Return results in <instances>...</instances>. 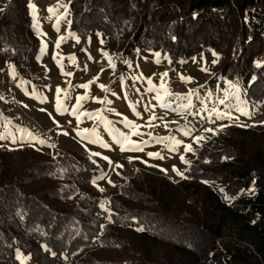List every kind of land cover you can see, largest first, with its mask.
<instances>
[{
  "label": "trees",
  "instance_id": "trees-1",
  "mask_svg": "<svg viewBox=\"0 0 264 264\" xmlns=\"http://www.w3.org/2000/svg\"><path fill=\"white\" fill-rule=\"evenodd\" d=\"M29 5L7 0L0 13V70L37 63ZM70 11L78 49L95 32L113 55L163 51L176 63L209 48L216 73L264 102V0H72ZM226 135L181 183L136 171L115 184L113 222L87 156L0 149V264H21L17 249L35 264H264V131Z\"/></svg>",
  "mask_w": 264,
  "mask_h": 264
},
{
  "label": "rangeland",
  "instance_id": "rangeland-1",
  "mask_svg": "<svg viewBox=\"0 0 264 264\" xmlns=\"http://www.w3.org/2000/svg\"><path fill=\"white\" fill-rule=\"evenodd\" d=\"M72 0H30V4L35 5V15L39 17V31L34 27L33 10L32 26L37 32L40 43V50L37 56L35 66L25 65L23 68L17 66L14 62H8L4 69L0 70V113L3 117L10 119L13 125H18L29 130L36 137L46 141L40 144L38 140L28 141L27 139L13 144L11 140H0V149H16L26 146H34L50 155L64 154L65 152L81 153L87 156L97 167L98 176L104 175V179L95 180V184L101 191L104 209L107 212L112 211L110 206V197L112 195L113 185L126 184L130 177L136 171H142L149 175L164 176L174 182L181 183L184 178L176 175L172 170L173 166L179 169L183 174L188 169L190 163L195 159L197 152L204 145H211L220 138L226 137V130L230 125H240L248 129L264 131V102L254 103L246 96V89L243 83L238 80L232 82L226 80L221 74L216 73L215 64L218 61V54L215 50L204 49L187 61H178L173 63L168 54L163 51H143L135 50L130 54L113 55L104 47L102 35L95 32L87 39L86 43L77 48L80 39L71 30V11L70 3ZM7 0H0V13ZM63 4L57 12L58 17H62L59 22V31H56L54 25L57 17L49 19V7H57ZM64 36L67 39L60 43V47L55 48L59 37ZM77 39L79 42H77ZM47 44V50L42 52V46ZM56 53L59 56L54 59ZM108 53L115 64V68L110 67L108 59L102 54ZM159 53V63L156 62ZM213 53L216 55L214 56ZM76 57V63L73 64L67 57ZM62 59L63 69L57 65V60ZM128 61L129 63H124ZM215 61V63H214ZM258 62H264V54L258 58ZM12 65L16 70V78L10 75L9 66ZM87 66V71L84 66ZM130 65V66H129ZM207 69L204 71L203 69ZM168 73L164 78L170 91L174 94L187 95L192 90H196L192 96V106L183 108L181 105L187 104L186 100L167 97L163 103H171V107H161V102L156 100V91L149 92L150 87L147 80H152V85L159 88L162 83L161 74ZM64 73H72L71 76ZM99 76V80L92 84L89 89L77 87L92 81ZM190 77V82H182L180 77ZM137 77V79H133ZM21 80L28 81L22 87H18ZM229 82L236 85L239 89L240 100L243 101L240 107L244 108L248 115H245L235 108L231 109L233 120H215L213 123L208 119L209 113L205 109L213 107L224 110V106L218 103L223 97L222 90L235 91L229 88ZM106 85L109 91H103L99 85ZM67 90L69 96L61 98L64 100L68 112L60 114L55 110L56 89ZM27 89V93L24 91ZM36 93L47 97V101L41 103L39 99L33 98L31 93ZM211 93V96H209ZM87 95L88 100L81 102L79 109L83 112L101 111L115 128L122 132H129L123 123L127 118L134 123L141 125L139 129L144 135L133 136L132 139L137 142L149 141L143 145L144 150L140 151H121L116 145L112 136L106 130L105 125L96 119H89L87 116H81L78 123L75 116L71 114L73 107L77 104V97ZM197 96L199 99H197ZM92 97L99 100L111 101L109 104L98 103ZM229 102L236 104L234 97L229 98ZM27 106V107H25ZM148 108L146 111L145 108ZM44 109L45 111H42ZM113 109V111H107ZM139 112L137 116L135 113ZM155 115L156 120L152 122L153 126H144L151 116ZM55 121V122H54ZM167 125V126H165ZM221 125H226L221 129ZM95 128L104 143L109 144L108 148L101 144L90 143L81 138L77 133L83 129ZM218 129L215 135L206 132L205 129ZM181 129H191V135L186 136ZM3 129L0 128V131ZM15 132V128H13ZM67 133L64 135L63 133ZM151 133V136L148 134ZM203 136L204 140L199 143L194 142V137ZM19 136V133H17ZM173 136L182 143L175 152L169 151L164 147V143H157L153 137ZM192 144L193 151L185 152L184 145ZM161 152L164 159H152L147 153ZM100 153L99 156L91 155ZM184 155L189 164L180 160ZM103 157H108L112 164ZM131 159V162L129 158ZM146 162V163H145ZM123 165L117 168L116 165ZM166 169L167 172L161 171ZM109 180L111 183H109ZM23 257H29L20 250ZM25 264H35L31 259H26Z\"/></svg>",
  "mask_w": 264,
  "mask_h": 264
},
{
  "label": "snow or ice",
  "instance_id": "snow-or-ice-1",
  "mask_svg": "<svg viewBox=\"0 0 264 264\" xmlns=\"http://www.w3.org/2000/svg\"><path fill=\"white\" fill-rule=\"evenodd\" d=\"M29 7L33 10V19L35 21L34 23V27L39 31L40 29V24H39V17L35 15L36 12V8L35 5L30 4ZM60 7H65L63 4H58L57 7H49L48 8V12H49V19H52L53 17H57L56 19V24L54 25L56 31H59V22L60 19H62V17H58L57 16V12L58 9ZM67 38L64 36L59 37L57 43L55 44V48H59L60 47V43L64 42ZM77 42H79V40L77 39ZM42 52H45L47 50V44H44L42 46ZM109 61L110 67L115 68V64L112 62V58L108 55V53H102ZM157 56V60L156 62L159 63V53L155 54ZM213 55L215 56L216 54L213 53ZM59 56V53H56V56H54L53 58L56 59V57ZM62 59L57 60V65L58 67L61 68V70L63 69V63H62ZM67 59H69L73 64L76 63V57L73 56H69L67 57ZM124 63H129L128 61H124ZM215 63V61H214ZM130 66V65H129ZM261 64L260 62H257V67H260ZM10 75L12 76L13 79L16 78V70L15 67L10 65ZM84 70L87 71V66H84ZM204 71H207V69H203ZM65 75L71 76L72 73H64ZM168 73H163L161 74V80L162 83L159 85V88L157 89L156 86L152 85V80L149 78L147 80L148 84L150 85V87L147 89V91L152 92V91H156L157 95L155 97L156 100L161 102V107L164 108H169L171 107V103H163V101L165 100V98L167 97H175L176 99H180V100H186L187 104H183L181 105V107L183 108H188L192 106V96L195 94L196 90H192L191 92H189L187 95H179V94H174L170 91V89L168 88L167 84L164 83V78L167 77ZM133 79H137V77H133ZM180 79L182 80V82H190L191 78L190 77H183L181 76ZM99 80V76L95 77L92 81H89L86 84L83 85H78L77 87H81L84 89H89L90 86L94 83H96V81ZM29 83L28 81H23L21 80L20 84H18V87H22L23 85ZM100 89L103 91H109V89L107 88L106 85L100 84L99 85ZM229 88L230 89H235V91H229V90H222L224 92V95L222 98H220L218 100V103L220 105L224 106V110H221L219 108L213 107L212 109H205L206 111H208L209 116L208 119L210 121H212L213 123L215 122L214 120H212V117H215V120H233L234 117L232 116L231 113V109L235 108L236 111H239L245 115H248L247 112H245L244 108L240 107V105L242 103H244L243 101L240 100L239 97V89L237 88L236 85L232 84L231 82H229ZM24 91L27 93V89H24ZM61 93H63L64 98H68L69 94L67 92V90L64 89H60L59 87H57L56 89V94H55V110L60 113V114H64L65 112H68L69 109L65 106L64 104V100L61 98ZM31 95L33 96V98H37L40 100L41 103H44L47 101V97L42 96L38 93H36L35 91H33V93H31ZM209 96H211V93H209ZM230 97H234L235 100L237 101L236 104H232L229 102V98ZM0 99H3V97H0ZM89 97L87 95H82L77 97V104L73 107L71 114L73 116L76 117L78 123L80 122V118L81 116H87L89 119H96L101 121L104 125L106 130L109 132V134L112 136V139L114 141V143L116 145L119 146L121 151H140L142 152L144 150L143 145H147L149 143V141H142V142H137L134 141L132 139L133 136H142L144 135L142 132L139 131V129L142 127L141 125H138L136 123H134L133 121L128 120L127 118H124L123 123L125 124V127L129 129V132L125 133L120 131L119 129L115 128L112 124V121L108 120L101 111H96V112H83L81 113L79 111V109L83 106L81 102L88 100ZM93 100H95L98 103H104V104H109L111 103V101L108 100H99L98 98L92 97ZM197 99H199V97L197 96ZM27 107V106H25ZM42 111H45L44 109H41ZM145 110L147 111L148 108L146 107ZM107 111H113V109H107ZM137 116L140 115L139 112L135 113ZM157 117L155 115L151 116L150 119L146 122V124L144 126L146 127H151L153 126L152 122L154 120H156ZM55 122V121H54ZM167 126V125H165ZM223 127H226V125H221V129ZM0 128H2L3 130L0 131V140H11V142L13 144L17 143V140L19 139L21 142L25 141L26 139L30 142L32 140H38V142L40 144H45L46 141L43 139H40L38 137H36L33 133H31L29 130L20 127L18 125H13L12 121L6 117H3V114L0 113ZM13 128H15V132L13 131ZM181 131L184 132V135L186 136H190L192 130L191 129H181ZM206 132H211L213 135L216 134V132L218 131V129H212V128H208L205 129ZM17 133H19V136H17ZM64 135H67V133H63ZM78 135L81 136L82 139L89 141L90 143L96 144L99 143L101 144V146L108 148L109 144L104 143L103 139L101 138V136L99 135V133L97 132V130L95 128L92 129H83L82 131H79L77 133ZM149 136H151V133L148 134ZM153 139L157 142V143H164V147L166 149H168L169 151L175 152L177 150V147L182 143L180 140H177L175 137L173 136H167V137H153ZM204 140V137L201 136H196L194 137V142L195 143H199L200 141ZM184 151L185 152H192L193 151V147L192 144H185L184 145ZM91 155L94 156H99L100 153H92ZM147 155L152 158V159H164V156L161 154V152H149L147 153ZM103 159L107 160L109 162V164H112V161L109 160L108 157H103ZM131 157L129 158L130 162H131ZM180 160L185 163V164H189L190 162L187 161L184 157V155L180 156ZM146 163V162H145ZM117 168H122L123 165H116ZM176 175L180 176L181 178H187L184 176L183 172H181L179 169H177L175 166H173L172 169ZM161 171L163 172H167L166 169H161ZM105 176L101 175L100 177H97V179H104ZM109 183H111V181L109 180ZM204 183H208V181H204ZM115 187V185H113ZM104 189H100V191H103ZM228 198V197H226ZM104 203L107 202H102L101 203V208H104ZM105 211H108V209H104ZM112 213L109 212V222H113L111 217H112ZM137 231H144V229L141 228H137ZM45 248L46 251H51L50 249L47 248V246H43ZM53 255H55V253H53ZM16 258L18 260L21 261V264H25V260L26 259H30V257H23L22 253L17 249V254H16Z\"/></svg>",
  "mask_w": 264,
  "mask_h": 264
}]
</instances>
